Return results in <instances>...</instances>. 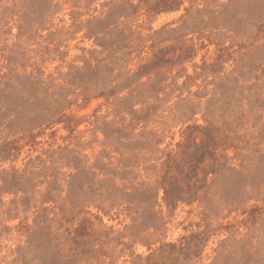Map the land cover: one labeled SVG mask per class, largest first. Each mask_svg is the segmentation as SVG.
<instances>
[{
    "label": "rangeland",
    "instance_id": "rangeland-1",
    "mask_svg": "<svg viewBox=\"0 0 264 264\" xmlns=\"http://www.w3.org/2000/svg\"><path fill=\"white\" fill-rule=\"evenodd\" d=\"M0 264H264V0H0Z\"/></svg>",
    "mask_w": 264,
    "mask_h": 264
}]
</instances>
